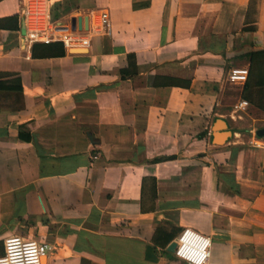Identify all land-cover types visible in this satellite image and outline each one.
<instances>
[{
	"label": "crops",
	"instance_id": "crops-1",
	"mask_svg": "<svg viewBox=\"0 0 264 264\" xmlns=\"http://www.w3.org/2000/svg\"><path fill=\"white\" fill-rule=\"evenodd\" d=\"M80 18L87 53L29 42ZM262 51L264 0H0V258L187 264L190 229L208 264H264V111L229 81Z\"/></svg>",
	"mask_w": 264,
	"mask_h": 264
},
{
	"label": "built area",
	"instance_id": "built-area-1",
	"mask_svg": "<svg viewBox=\"0 0 264 264\" xmlns=\"http://www.w3.org/2000/svg\"><path fill=\"white\" fill-rule=\"evenodd\" d=\"M31 11H26V17L31 16ZM49 16L48 14H46ZM73 31L71 24L53 26L47 30L35 29L31 30L28 34L29 42L51 44L56 41L63 42L68 49H85L89 47V40L78 41L73 38ZM249 79V69H233L229 74V81L233 84H246ZM249 107L247 101H242L235 106L236 111H245ZM255 146H261V143L255 141ZM19 240V243L14 241ZM12 241L13 243L7 244L6 242ZM175 256L186 262L187 264H208L212 240L204 237L190 229L183 231L176 242ZM12 249V253L8 248ZM53 252V247L41 244L35 240L25 239L23 237H9L4 241V256L0 260L5 261V264H12L13 260L17 264H43V260L47 259L50 253ZM18 253V255H17Z\"/></svg>",
	"mask_w": 264,
	"mask_h": 264
},
{
	"label": "trees",
	"instance_id": "trees-1",
	"mask_svg": "<svg viewBox=\"0 0 264 264\" xmlns=\"http://www.w3.org/2000/svg\"><path fill=\"white\" fill-rule=\"evenodd\" d=\"M61 45V43H53L43 46L49 49L55 47L57 49L55 51L58 52L54 55L63 56L65 55V50ZM35 49L36 46L33 47V53ZM19 94L21 97L22 93ZM243 98L249 105L256 106L258 109L264 111V51L250 55L249 79L245 84Z\"/></svg>",
	"mask_w": 264,
	"mask_h": 264
},
{
	"label": "water",
	"instance_id": "water-1",
	"mask_svg": "<svg viewBox=\"0 0 264 264\" xmlns=\"http://www.w3.org/2000/svg\"><path fill=\"white\" fill-rule=\"evenodd\" d=\"M85 25L87 26L88 25V21H85ZM71 26H72V30L73 31H82L83 29V19L80 18V19H73L71 21ZM87 49H72L71 50V53H74V54H83V53H87ZM226 129L227 128V125H225L222 121L218 122L215 126V130L218 131L219 129ZM230 134L226 133V134H223L221 137H219L218 133L215 134V138L218 139L217 141H219L220 144H223L224 143V140L228 138ZM258 135L259 137H263L264 136V130L262 131H259L258 132ZM220 138V140H219ZM177 245L176 243H173L170 247V251L171 252H175V249H176Z\"/></svg>",
	"mask_w": 264,
	"mask_h": 264
},
{
	"label": "clouds",
	"instance_id": "clouds-1",
	"mask_svg": "<svg viewBox=\"0 0 264 264\" xmlns=\"http://www.w3.org/2000/svg\"><path fill=\"white\" fill-rule=\"evenodd\" d=\"M15 243H19V240H16V241H14ZM11 243H13L12 241H8V242H6V245L7 244H11ZM8 251L10 252V253H12V249L9 247L8 248ZM17 255H18V253H17ZM0 264H5V261H3V260H0ZM12 264H17V262L15 261V260H13V262H12ZM196 264H199V261H196Z\"/></svg>",
	"mask_w": 264,
	"mask_h": 264
},
{
	"label": "bare ground",
	"instance_id": "bare-ground-1",
	"mask_svg": "<svg viewBox=\"0 0 264 264\" xmlns=\"http://www.w3.org/2000/svg\"><path fill=\"white\" fill-rule=\"evenodd\" d=\"M45 260H46V259L43 260V264H45Z\"/></svg>",
	"mask_w": 264,
	"mask_h": 264
}]
</instances>
